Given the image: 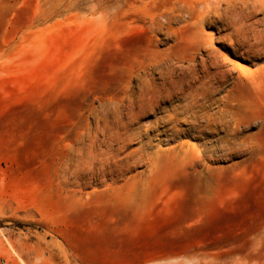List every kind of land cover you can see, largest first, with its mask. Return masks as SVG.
Masks as SVG:
<instances>
[{"label":"rangeland","instance_id":"obj_1","mask_svg":"<svg viewBox=\"0 0 264 264\" xmlns=\"http://www.w3.org/2000/svg\"><path fill=\"white\" fill-rule=\"evenodd\" d=\"M2 261L264 264V0H0Z\"/></svg>","mask_w":264,"mask_h":264},{"label":"bare ground","instance_id":"obj_2","mask_svg":"<svg viewBox=\"0 0 264 264\" xmlns=\"http://www.w3.org/2000/svg\"><path fill=\"white\" fill-rule=\"evenodd\" d=\"M208 17V16H207ZM206 17V18H207ZM204 19V18H203ZM208 19V18H207ZM256 36V35H255ZM248 43V42H247ZM246 43V45H247V47H249L248 46V44ZM244 45V44H243ZM208 48V50H209V47H207ZM250 50H252V49H250ZM250 50H248V51H250ZM235 51V50H234ZM206 53H207V50L205 51ZM251 52V51H250ZM249 53V52H248ZM252 53V52H251ZM216 54H218L217 52L215 53L214 51H213V48H212V50H209L208 51V55H206L208 58H211V59H213L214 61H210L209 59H206V60H209L210 61V65L208 64V66H207V63H206V60L205 59H203V60H201V67L203 68V67H205L204 69H205V74H204V76L203 77H199V76H197V75H194V74H192V73H189L190 71H191V68H189V67H187V68H185L184 67V69L181 71V73H180V76L178 77V81L181 83V84H183V85H185V86H190L191 87V83L193 84V82H198L200 85H199V88H197V90L196 91H190L189 93H188V98H189V102H187L184 106H183V109L186 111V112H190V111H192V112H194L195 110H198V112H200V113H202V115L199 117V118H201V120L205 123V128L206 129H208V130H211L212 129V126H215L216 125V122H217V119L218 118H216L215 116H213V115H211V114H209L208 112H206V107H205V104H204V102L202 103V101H206V102H208L209 100H210V98H209V95L212 93V84H211V80H213L214 82L215 81H218V79H219V81H222L223 82V79H225V74H223V76L221 77V76H218V74L219 75H221V69H219V70H221L220 72H219V70L217 69L218 67H219V65L218 64H220L219 63V61L217 60L218 58H217V56H219V55H216ZM206 56H205V58H206ZM259 56V55H258ZM216 61V62H215ZM225 61V60H224ZM196 65V64H195ZM223 65V64H222ZM190 67H192V66H190ZM196 67V66H195ZM209 67L211 68H213V69H217L216 71L217 72H215V73H210L209 71ZM222 67V66H221ZM202 68H201V70H202ZM204 72V71H203ZM197 74V73H196ZM202 74V73H201ZM225 75V76H224ZM218 76V77H217ZM219 77H221L222 78V80L219 78ZM165 79V78H164ZM166 81V80H165ZM213 83V82H212ZM140 84H141V86H143V84H142V81H140ZM152 84H153V82H152ZM164 84H165V82H163L162 84H160V86H152V85H150V87H152V94L150 95L151 96V98H148V100H147V102L148 103H150L151 105H154V103L155 102H159L161 99H163L164 97L163 96H161V89H162V86H164ZM171 84V83H170ZM175 85V84H174ZM140 86V85H139ZM138 86V87H139ZM214 86V85H213ZM175 87H177V85H175ZM215 87V86H214ZM173 88V87H172ZM178 88V87H177ZM185 88V87H184ZM216 88V87H215ZM214 88V89H215ZM191 89V88H190ZM171 90V89H170ZM176 90V89H175ZM192 90H193V88H192ZM194 90H195V88H194ZM137 91V90H136ZM139 94H138V103H142L145 99H146V96H148L150 93H148L147 91H145L144 90V88H141L140 87V89H139ZM186 91H187V89H186ZM162 92H163V90H162ZM165 92H166V90H165ZM182 92V91H181ZM184 92H185V89H184ZM157 93V95H155L154 96V94H156ZM164 93V92H163ZM170 93V92H169ZM177 93H178V90H177ZM172 94V93H171ZM174 94V93H173ZM163 95V94H162ZM165 95V94H164ZM170 95V94H169ZM185 97V96H184ZM169 98V97H168ZM162 102V101H161ZM185 102V101H184ZM128 103H129V106L130 107H134V106H137V104H135V101L132 99L131 100V98H129L128 99ZM207 104V103H206ZM128 106V107H129ZM129 107V108H130ZM154 107V106H153ZM138 108H140V104L138 105ZM177 110V109H176ZM175 110V111H176ZM180 111V110H179ZM174 112V111H173ZM176 113V112H175ZM173 114V113H172ZM181 114H183V113H181ZM191 114V113H190ZM185 115V114H184ZM194 115V116H193ZM192 115V121L191 122H196V120L198 119V117H197V115H196V117H195V114H193ZM173 116L175 117V115L173 114ZM189 117V116H188ZM172 118V117H171ZM187 118V117H186ZM174 119V118H173ZM184 119V118H183ZM164 120V119H163ZM182 120V119H181ZM188 120H189V118H188ZM167 121V120H166ZM165 121V122H166ZM174 122V121H173ZM181 122V121H180ZM198 122V121H197ZM193 125H196V124H193ZM192 126V125H191ZM195 127V126H194ZM198 127V126H197ZM203 127V128H204ZM175 131V130H174ZM198 131V130H197Z\"/></svg>","mask_w":264,"mask_h":264},{"label":"built area","instance_id":"obj_3","mask_svg":"<svg viewBox=\"0 0 264 264\" xmlns=\"http://www.w3.org/2000/svg\"><path fill=\"white\" fill-rule=\"evenodd\" d=\"M0 264H6L4 261H2Z\"/></svg>","mask_w":264,"mask_h":264}]
</instances>
